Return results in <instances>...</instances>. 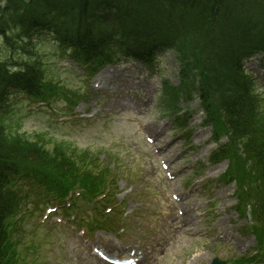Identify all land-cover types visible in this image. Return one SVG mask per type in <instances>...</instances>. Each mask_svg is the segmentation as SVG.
<instances>
[{"label":"trees","instance_id":"1","mask_svg":"<svg viewBox=\"0 0 264 264\" xmlns=\"http://www.w3.org/2000/svg\"><path fill=\"white\" fill-rule=\"evenodd\" d=\"M7 1L8 4H22V0ZM24 2L27 3L26 0ZM141 2L142 0H71L69 8L64 13L52 14L51 18L58 22H74L88 15L106 21V25L114 20L122 23L126 15L140 9ZM25 9L26 5H23L15 10L16 24L24 19ZM107 9L112 11L110 19H101L106 15ZM0 14L2 21L5 22L8 19L7 14L1 9ZM203 19L206 27L202 28V35L206 44L208 48L216 49L221 58L212 51V58L209 61L205 56L196 55L187 49L185 44L174 35L167 36L166 41L171 42L169 47L177 52L182 63L180 69L183 81L182 101L198 98L206 114L204 124H215L219 121L226 132H229L232 145L237 149L242 148L249 160L257 161L258 165L264 167V117L259 116L260 98L256 93L257 83L243 64L244 59L257 52L264 54V0H216L211 3ZM104 21H101L100 25L103 26ZM98 28L106 31L105 28ZM105 34L93 38L96 45L94 51H89L84 41L76 47L68 46L66 43L63 47L66 50L71 49L70 57L77 64L97 70L104 62L112 61L123 47L120 41ZM55 38L59 39V37ZM60 39L64 41L63 37ZM123 51L130 56L141 57L146 47L136 46ZM185 57L187 61H182ZM33 58L24 70L16 69L15 65H9L6 61L0 63V80L6 85L0 98V107L6 97L10 99V96L17 94H23L29 99H47L51 95L43 84L45 76L43 77L41 62L36 56ZM179 100L181 98H177V101ZM178 111L179 113L174 114L178 116V122L182 125L187 124L191 115L189 110L180 113L182 110L178 108ZM12 140L17 144L18 149H27L41 156L49 155L37 145L38 143L8 138L5 142ZM72 148L73 155L78 154L79 158H82L79 148L75 145ZM228 151L229 149L223 146L214 157L219 154L226 155ZM71 153V148H63L58 144L53 148L51 157H48L53 158L55 162L59 159L60 166L64 167L67 160H71ZM0 235L2 237L0 248L3 242L0 264H12L8 249H4L6 236L1 229Z\"/></svg>","mask_w":264,"mask_h":264},{"label":"rangeland","instance_id":"2","mask_svg":"<svg viewBox=\"0 0 264 264\" xmlns=\"http://www.w3.org/2000/svg\"><path fill=\"white\" fill-rule=\"evenodd\" d=\"M41 56L44 61V67H45V74H47V78H53L56 76H61L66 79V85L71 90L80 89L83 90L85 86H89V91L94 92L93 96L91 97L89 95L87 101H81L79 104L75 107V113L76 114H83L85 113V109L88 108L89 116L96 114L95 120L100 122L104 129H107L111 127L112 120L109 118V115H107L111 110L116 111L120 110L121 114H124V116L128 119L126 120H120L119 126L122 128H125V126L133 125L138 121V116L132 109V105L134 102H132L135 97H132L131 92H133L136 88H144L145 90L148 87V84L145 82L143 78H141L140 72H132V69L129 67H120L118 68L117 73L118 75H114V79L110 80L111 82L108 84L110 85L108 88L110 89V92L105 91V89L102 87L100 83V74L97 76H94L92 79H88L87 82L81 78L82 72L80 70H77L74 67V64L71 61H67L66 57L62 56L61 54H57L53 48L52 45L48 47L47 50L41 52ZM164 63L162 64V66ZM169 67L171 65H174L173 60L169 59L168 62ZM253 65L251 64L249 67L251 70H253ZM100 73H103L100 72ZM262 81L264 82V77L260 76ZM98 81L100 85V89L98 88ZM153 88V87H152ZM154 91H156L155 88H153ZM99 94V95H98ZM118 94V95H117ZM98 97L96 98V96ZM103 95V98L99 100V97ZM125 97L129 100L128 101H120L122 97ZM121 97V99H120ZM144 100L147 102L149 100L148 97H143ZM105 100V101H104ZM99 101V102H97ZM142 100H138V102H141ZM87 102V103H85ZM136 102V105L138 104ZM150 104V102H149ZM17 108H20L21 110H26V107L30 112H34L35 110L31 109L29 105L27 104V100H22L16 103L15 105ZM135 104L133 105V107ZM149 106V105H148ZM193 106H196V103L193 104ZM53 108V107H52ZM38 109V107H37ZM49 110V109H48ZM43 110L40 114L41 120L39 119H29L28 121H23V119L18 118L14 123L13 127L17 128L22 134L27 135L29 137H34V135H38L39 137H42L44 141H48V146L54 145L55 139H61L62 137L67 136V130L64 129L62 125L61 118L58 114L51 113V110ZM54 110V109H53ZM150 113V112H149ZM117 115V114H115ZM194 122L195 125L200 122V112L198 111L194 116ZM170 122L167 119H158V115H151V116H144L143 117V124H138L134 127L133 133H127L125 136L121 132L116 131L120 133L118 136L107 134L108 136V144L107 150L110 152L111 158L115 159L117 157L120 158H129V163L135 164L140 163L143 171L140 173V179L139 181L142 183L141 185L144 186L146 184L149 185L147 189H145L142 186H139L137 191L144 188V192L146 194V198L144 201V204L149 208H156L157 211L162 215L157 217L156 220L159 221V230L162 231L164 235L163 240H168V238H171V233H168V228L171 227V224L169 225L167 221L164 222L165 218L167 217L168 220L171 221V218H174L175 213H178L177 210L173 209V206L171 205L170 200V194L168 191L166 193L164 192L163 187L160 185V182L162 181V174L159 172H156L155 169L159 165V161L155 165L152 163L151 168L152 174L146 175V171L149 169V165L145 163V156L143 154V150H148L146 147H143L144 149H140L138 145L144 146L145 139L147 136V132L143 131L142 129L148 128L152 126L157 131L156 133H159L157 137H155V141L158 142L160 145H165L162 156H157L158 158H168V164L171 165L170 170L175 172L176 170L179 171L178 173V181H177V188H180V184L182 180L185 178H189L192 176L194 170L193 165L196 162V159H204L209 160V154L211 151L218 145L217 143L213 142V136H212V128L211 126H205V127H196L195 133L193 135V141L195 149L194 152L190 154L192 156V159L187 158L183 159V145L181 140H175V143L173 144H167L171 141V136L168 135L167 129L169 127ZM69 133V132H68ZM71 134V133H69ZM156 136V135H155ZM71 140L74 142H77L78 146H86L88 145V141L85 138L81 137H73ZM222 140H225L223 138ZM172 148V149H171ZM101 155V154H100ZM102 158V156H100ZM240 157V156H239ZM103 159V158H102ZM195 159V162L192 161ZM111 166H113L115 163H110ZM211 165V168L208 169V171H204L202 174L205 173L206 178H209L210 176L216 175L218 172L219 166H221V170H223L226 165L227 161L221 162V165ZM110 166V168H112ZM118 169V177L122 176L124 174V171H119ZM114 169V170H115ZM98 170L95 171V174H98ZM219 174V173H218ZM117 183V179H114L112 181V186L115 187ZM140 185V184H139ZM146 187V186H145ZM224 187H228V185L220 184L217 187V192L219 195V192L224 190ZM119 192L117 198H121L123 203L129 204L132 202L133 204V210L134 213L132 216H130V220L128 222V225L131 227V229L136 234L140 231L141 227L145 224L144 222H139V220L147 219L148 222H152V219L149 218L151 215L149 210L143 209V202L139 200L140 197H136L134 199L129 198L127 192L128 184L122 180L119 179ZM108 190V189H105ZM134 192V191H132ZM160 192V193H159ZM222 197L223 199L226 198L225 196H218ZM205 196L204 195H197V192L191 195L190 200L182 201L181 204L185 207L196 205V207L202 206L205 204ZM81 203L87 208L90 207V205H87L84 201H81ZM79 210L84 213L85 215H91L89 212L86 211L84 206H78ZM223 203L219 200V202L211 206V209L215 210V212H219L220 218H222V223H230L233 222H248L247 220H244L242 217L235 220L230 218L229 212L223 211ZM119 209H121V206H119ZM126 210H129V206ZM233 214H235L234 207L232 208ZM137 213V214H136ZM203 213V211L199 212ZM238 213V212H237ZM121 216L115 215L114 221L112 219H109L112 222V230H106L110 231L107 237V244L109 246H113L114 244H120L119 242L121 240L117 239L116 235H113L117 232L118 227L121 224L120 219L122 218V213H120ZM134 214L138 217V221L135 219ZM42 217L35 218V224L38 226L43 222V225L39 231V236L36 237V240L30 239L28 241V246L32 245V241L35 244V247L28 248L26 253V259L29 262H32V264H84L83 262V256L87 253L84 251L79 250L78 248H72L71 246H82V239H77V235H72L68 233L67 237L64 238L63 236V228L61 226H52L54 219L50 217L48 207H45L43 211H41ZM236 216V214H235ZM224 218V220H223ZM68 227V226H67ZM239 236L235 232L229 233V239H232L235 241L236 238ZM236 242V241H235ZM176 247L179 250H182L186 252L187 254V264H205L207 262V259L203 257L200 254H197L196 252L199 251V246L195 244H191L190 241L187 240L185 242L181 239V241L176 245ZM175 247V248H176ZM159 253L164 252L163 247H161L158 250ZM171 252L168 254L166 261L168 264H172L171 261ZM177 257V255L175 256ZM177 260V261H176ZM175 260V264H183L185 263V260L182 257H179ZM257 264H264V261H258Z\"/></svg>","mask_w":264,"mask_h":264},{"label":"bare ground","instance_id":"3","mask_svg":"<svg viewBox=\"0 0 264 264\" xmlns=\"http://www.w3.org/2000/svg\"><path fill=\"white\" fill-rule=\"evenodd\" d=\"M91 25H92V21L88 20V19H81V20H77L74 22L63 21L61 23L62 28L70 29L72 34L76 37L74 39L84 41L87 44L89 51H94V50H96L95 42H94L93 38L86 36V29H85L86 27H90ZM147 26L151 27L152 25L149 24ZM34 30H35V22L27 23L26 30H25V36L26 37L32 36V34L34 33ZM107 76H109V75H107ZM107 76L105 74L100 76V80H101L100 83L101 84L106 79ZM110 82L111 81H106V84L108 87L110 86V85H108ZM20 196L24 200H29V199H31L32 194L30 192H23V193H21ZM0 207L2 209H4V207L1 203H0ZM1 241H2V237L0 235V242Z\"/></svg>","mask_w":264,"mask_h":264}]
</instances>
